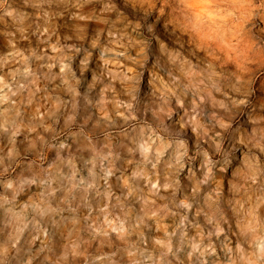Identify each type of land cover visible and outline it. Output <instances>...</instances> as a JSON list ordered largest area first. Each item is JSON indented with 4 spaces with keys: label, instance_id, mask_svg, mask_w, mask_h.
Segmentation results:
<instances>
[{
    "label": "clouds",
    "instance_id": "clouds-1",
    "mask_svg": "<svg viewBox=\"0 0 264 264\" xmlns=\"http://www.w3.org/2000/svg\"><path fill=\"white\" fill-rule=\"evenodd\" d=\"M0 264H264V0H0Z\"/></svg>",
    "mask_w": 264,
    "mask_h": 264
}]
</instances>
